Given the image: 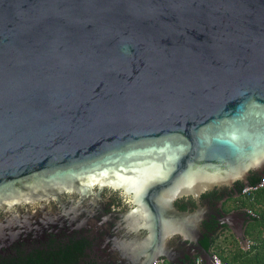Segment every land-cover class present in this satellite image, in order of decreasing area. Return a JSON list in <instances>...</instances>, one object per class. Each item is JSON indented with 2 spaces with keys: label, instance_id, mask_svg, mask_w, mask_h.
Here are the masks:
<instances>
[{
  "label": "water",
  "instance_id": "1",
  "mask_svg": "<svg viewBox=\"0 0 264 264\" xmlns=\"http://www.w3.org/2000/svg\"><path fill=\"white\" fill-rule=\"evenodd\" d=\"M263 171L264 0H0V243L108 189L136 262L178 236L210 264L202 223L246 249V217L200 196Z\"/></svg>",
  "mask_w": 264,
  "mask_h": 264
},
{
  "label": "flooded vegetation",
  "instance_id": "2",
  "mask_svg": "<svg viewBox=\"0 0 264 264\" xmlns=\"http://www.w3.org/2000/svg\"><path fill=\"white\" fill-rule=\"evenodd\" d=\"M240 185L241 182H234L231 186L216 187L207 191L200 196L198 204L209 205L215 213L221 215L230 214L229 220L233 217L236 220L246 217L244 220L246 226L249 220L241 206L243 197L239 192ZM47 201L40 204H46ZM31 203L16 205L15 209L16 211L21 209L22 214L26 216L25 209L30 207ZM61 203L62 206L52 199L47 204L46 210L48 213L52 212V215H49L43 224L30 228L26 226L20 230L14 227V240L0 243V264L142 263L136 262L130 255L128 246L137 235L129 233L124 228L122 215L127 211L128 204L121 194L103 189L98 199L92 195L84 198L77 195L71 199L66 195L61 196ZM40 204L36 202L34 207ZM198 204L189 196L173 202L174 208L181 212H192L197 209ZM30 212L33 213V209ZM5 217L7 213L0 211V220H4ZM222 228L228 227L216 221L214 217H209L201 225L200 235L197 237L199 244L209 237L210 229ZM139 236L142 238L145 233L141 232ZM162 252V255L157 256L156 253L152 255L162 264H171L168 259L176 262L173 264H194L199 258L193 242L178 236L168 238L166 249Z\"/></svg>",
  "mask_w": 264,
  "mask_h": 264
},
{
  "label": "trees",
  "instance_id": "3",
  "mask_svg": "<svg viewBox=\"0 0 264 264\" xmlns=\"http://www.w3.org/2000/svg\"><path fill=\"white\" fill-rule=\"evenodd\" d=\"M259 179L255 173H250L248 184H255ZM242 188L243 185H240L239 192ZM241 206L253 214L246 215L249 224L244 226L243 239L253 241L254 245L244 249L228 228H222L210 229L209 237L201 246L207 252H216L229 264H264V189L258 190L252 200L243 199ZM225 232L226 234L220 238L219 236Z\"/></svg>",
  "mask_w": 264,
  "mask_h": 264
},
{
  "label": "built area",
  "instance_id": "4",
  "mask_svg": "<svg viewBox=\"0 0 264 264\" xmlns=\"http://www.w3.org/2000/svg\"><path fill=\"white\" fill-rule=\"evenodd\" d=\"M260 189H264V171H263V176L260 177L259 181L255 184L252 185L248 184L247 186L243 187L240 191V195L243 197V199L252 200L254 194ZM244 212L248 215L253 216L250 210L244 209ZM244 242L247 248L254 245L253 241L248 239H244ZM209 256L211 260L210 264H229L228 262L223 261L222 258L216 252H209ZM154 264H162V262L156 261L154 262ZM194 264H204V263L199 258H197Z\"/></svg>",
  "mask_w": 264,
  "mask_h": 264
},
{
  "label": "rangeland",
  "instance_id": "5",
  "mask_svg": "<svg viewBox=\"0 0 264 264\" xmlns=\"http://www.w3.org/2000/svg\"><path fill=\"white\" fill-rule=\"evenodd\" d=\"M226 234V232L224 233V234H222V235H220L219 237L221 238L222 236H224ZM242 240L244 241V239L242 238Z\"/></svg>",
  "mask_w": 264,
  "mask_h": 264
}]
</instances>
